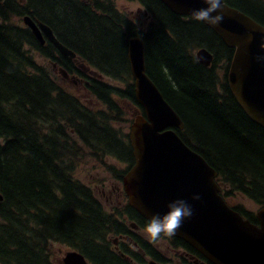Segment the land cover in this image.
Instances as JSON below:
<instances>
[{
    "label": "trees",
    "instance_id": "trees-1",
    "mask_svg": "<svg viewBox=\"0 0 264 264\" xmlns=\"http://www.w3.org/2000/svg\"><path fill=\"white\" fill-rule=\"evenodd\" d=\"M225 1L264 26L262 0ZM29 3L38 15L54 24L62 38L74 40L68 42L83 53V48L86 49L100 65L110 64L115 69L121 66V43L125 42L122 29L130 37L134 35L113 11L93 15L72 0H29ZM146 6L156 20L145 34H138L145 43L146 73L186 123L188 130L181 139L233 186L246 189L252 184L253 192L248 193L264 201V128L240 109L225 83L215 82L214 68H206L191 56L193 50L205 47L215 49L216 53L227 52L229 61L228 48L202 21L193 17L184 21L159 0H146ZM18 15L13 5H0V103L11 98L17 109L13 118L0 111V137L4 139L0 142V192L8 203L7 211L13 214L12 209L23 212L28 206H38L36 210H41L43 218L47 216L46 230L36 231L39 242L48 238L64 242L80 249L95 264H126L118 258L105 257L106 248L96 243V240L104 242L100 235L115 232L118 225L102 213L99 202L85 185L74 179L73 173L87 154L84 146L96 160L108 154L127 158L131 148L114 137L116 133L109 123L100 122L107 121L102 112H94L89 123L81 116L80 103L68 97L64 116L83 146L67 137L38 138L29 129L30 118L46 120L53 82L47 81L34 57L23 50L26 43L41 53L42 46L28 30L6 23ZM60 64L68 68L67 63ZM92 92L106 102L103 88ZM23 109L32 112L24 113ZM77 120L81 126L75 123ZM89 134L92 138L87 137ZM44 207L50 212L48 215L42 210ZM130 218L147 223L132 209ZM23 229L24 224L10 219L0 234V256L20 264H51L40 250L35 255L28 248L39 249L34 244H25ZM8 243H13L11 249L7 248Z\"/></svg>",
    "mask_w": 264,
    "mask_h": 264
},
{
    "label": "water",
    "instance_id": "water-1",
    "mask_svg": "<svg viewBox=\"0 0 264 264\" xmlns=\"http://www.w3.org/2000/svg\"><path fill=\"white\" fill-rule=\"evenodd\" d=\"M160 1L178 15L192 14L193 10L207 7L203 0ZM216 15H221L222 20L215 25L209 23V27L228 47L236 48L229 75L230 89L245 114L264 128V59L257 60V57H264L261 39L264 28L242 12L223 4L211 13L213 17ZM24 21L42 43V36L31 18L25 16ZM40 26L64 52L51 30ZM198 54L205 64L209 62L210 54L205 49H200ZM139 56L135 51L133 61H138ZM137 90L143 104L148 109L153 108L150 116L156 121L143 124L139 117L132 126L130 141L136 165L124 183L130 197L129 205L149 220L155 213L166 212L168 202L184 199L191 205L193 214L182 222L175 235L203 251L213 264H264V207L258 213L260 228L228 208L216 194L215 171L205 159L171 130L158 133L167 126L181 127L178 115L147 77L142 76L138 81ZM194 196L199 199H193ZM63 263L87 264L77 252H67Z\"/></svg>",
    "mask_w": 264,
    "mask_h": 264
},
{
    "label": "flooded vegetation",
    "instance_id": "flooded-vegetation-1",
    "mask_svg": "<svg viewBox=\"0 0 264 264\" xmlns=\"http://www.w3.org/2000/svg\"><path fill=\"white\" fill-rule=\"evenodd\" d=\"M73 3L78 6L85 12L92 13L93 15L97 13V8L99 6V0H72ZM140 2L144 7L146 6V0H134ZM106 10L114 12L112 5V0H107ZM103 14V13H102ZM115 14V13H114ZM116 16V15H115ZM117 17V16H116ZM126 27L130 23V18L125 14L121 15V18H118ZM118 21V23H119ZM139 26L137 24H132V28L136 34L139 33ZM125 33L126 30L122 29ZM62 38V37H61ZM65 41L74 40L68 38L67 36L62 38ZM45 54L44 62L49 75L52 76L54 73L58 75V78L54 80V84L62 92L68 96L78 99L83 98L89 93V82L94 80L95 77L98 78V81L110 89L116 91L115 95V104L118 105V102L121 99L127 100V98L133 100L131 97L128 85L132 84L131 82L118 78V75L121 73L128 74V64L126 58V46L125 42L121 43L122 59L121 66L117 69L110 64H99L96 60L83 48L84 53L79 48L75 47L77 52L84 56L85 60L93 63L98 66L102 71L99 73L97 70L85 63L82 58L78 57L77 60L71 59V61L65 62L64 55L61 54L57 48L50 43L45 41ZM145 48V46H144ZM56 49V53L52 56L51 50ZM224 56V53L221 54ZM67 63L68 70L64 68L60 63ZM145 69H146V57L144 58ZM61 68H64L68 76H64L61 73ZM69 83V84H66ZM73 90V92L71 91ZM91 97V96H90ZM105 110L107 116H113V110H111L106 104L100 107ZM123 112L127 113L130 117V122L133 117L141 112V108L135 105H128ZM124 118L119 116L117 121H121ZM133 158L129 159L128 167L118 172L117 168L114 165H107L105 173L103 176H97L91 184H88V187L91 189L93 196L99 202L103 212L109 215L111 222H115L117 230L114 233L105 232L101 234V238L104 240L99 243L98 246L105 247L107 252L104 254L105 257L118 258L125 262L126 264H212L210 259H208L201 250L195 247L192 244L187 243L185 240L179 237L165 236L162 235L160 239L156 241H150L145 238L143 234L142 222L137 218L136 220H131L129 218L130 209L128 206V196L124 191V177L125 172L132 166ZM217 171V170H216ZM215 182L219 187L218 194L222 196L225 202L233 210L241 213L244 218H248V215L242 211L249 212L253 215L252 223L259 227V220L257 218V212L260 207L263 205L257 202L254 198L252 199L248 193V190L253 189L251 184L246 189L234 188L230 189L229 183L224 180V178L219 175L217 172L215 176ZM62 195V192H61ZM253 200L252 205H247L245 202V197ZM254 197V196H253ZM239 210H236V209ZM50 213V212H49ZM47 213V215L49 214ZM47 217V216H46ZM45 217V218H46ZM44 218V219H45ZM43 220V219H42ZM196 230V229H194ZM36 236V235H35ZM49 240V239H48ZM14 243V242H13ZM13 243H8V249L12 248ZM19 243L17 241L14 245ZM55 244H62L57 241L49 242V245L53 246ZM30 246V245H28ZM33 251L35 255L42 250V248L34 249L28 247ZM75 250L71 245H68L65 249V252ZM104 257V256H103ZM104 257V258H105ZM47 259L52 260V253L47 254ZM62 259V258H61ZM47 260V261H48ZM13 264H20L15 259H11ZM105 262V261H104ZM63 264V263H60Z\"/></svg>",
    "mask_w": 264,
    "mask_h": 264
},
{
    "label": "rangeland",
    "instance_id": "rangeland-1",
    "mask_svg": "<svg viewBox=\"0 0 264 264\" xmlns=\"http://www.w3.org/2000/svg\"><path fill=\"white\" fill-rule=\"evenodd\" d=\"M112 5L114 8H117L120 10L121 13L125 14L129 18H131L135 23L142 22L145 17L141 15L140 19L138 20L136 15L130 14L131 11L136 10L137 3L134 1L129 0H112ZM118 21V20H117ZM12 22L17 25H22L20 19H13ZM114 25H117V23H114ZM23 50L29 51L31 55H33L36 63L44 69V59L42 56H40L35 50L32 49V46L30 44H24ZM220 71L222 72L226 66V60L220 62ZM53 78H56V75H53ZM83 101V100H82ZM87 106L88 103L91 105H96L97 103L94 100H89L88 102L83 101ZM0 111L6 116L7 118H13V116L17 113L16 104L15 101L11 98L6 100L3 103H0ZM22 112H32V109H23ZM125 117H127L125 115ZM16 119V118H15ZM29 129L32 130L38 138H42L44 131H45V122L40 118H30L28 121ZM114 128L122 133H126L128 131V123L126 121L115 123ZM71 139H75L78 141L77 137L73 134H70ZM4 139L0 137V142L3 143ZM85 151L87 154L77 163L73 177L76 180H79L80 182H83L85 184H91L93 180L97 176H103L105 173V169L102 166L103 164L110 163L114 164L118 169H122L125 167V163L115 160L113 157H109L108 159H105V162L95 160L93 157L89 155L90 149L88 147L84 146ZM245 197V202L247 205H252L254 202L253 200L249 199L248 197ZM65 244H55L53 246L49 245V242L47 241L42 245V252L44 254L52 253V261H57L62 258L63 253L66 249Z\"/></svg>",
    "mask_w": 264,
    "mask_h": 264
},
{
    "label": "clouds",
    "instance_id": "clouds-1",
    "mask_svg": "<svg viewBox=\"0 0 264 264\" xmlns=\"http://www.w3.org/2000/svg\"><path fill=\"white\" fill-rule=\"evenodd\" d=\"M207 5L205 8L193 10L192 17L198 21H207L210 24H217L222 20L221 15L211 16V13L221 8V0H203ZM264 41V37H261ZM264 57H257V60H262ZM193 199H199L198 196H194ZM167 211L163 214L155 213L143 226V234L145 238L150 241H156L160 239L162 235L173 236L176 231L181 227L182 222L186 218L192 216L191 205L184 199H176L166 204Z\"/></svg>",
    "mask_w": 264,
    "mask_h": 264
}]
</instances>
